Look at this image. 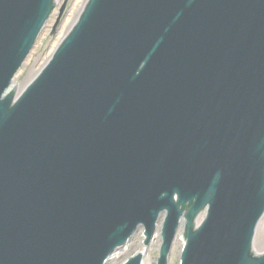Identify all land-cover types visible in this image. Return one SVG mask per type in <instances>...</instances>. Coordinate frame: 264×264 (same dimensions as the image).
<instances>
[{
  "label": "water",
  "instance_id": "95a60500",
  "mask_svg": "<svg viewBox=\"0 0 264 264\" xmlns=\"http://www.w3.org/2000/svg\"><path fill=\"white\" fill-rule=\"evenodd\" d=\"M54 4L0 0V264H102L120 219L164 207L170 237L188 216L184 264H264L246 217L264 198V0H88L3 97Z\"/></svg>",
  "mask_w": 264,
  "mask_h": 264
},
{
  "label": "rangeland",
  "instance_id": "374dc122",
  "mask_svg": "<svg viewBox=\"0 0 264 264\" xmlns=\"http://www.w3.org/2000/svg\"><path fill=\"white\" fill-rule=\"evenodd\" d=\"M63 1V0H59ZM85 0H70L69 2V11L66 15V19L63 24V28L67 25L71 18H74V21L78 17ZM73 21V22H74ZM72 22V23H73ZM56 35L51 33V26H48L47 30L42 33L40 36L37 44L31 51L27 61L24 63L22 69L18 73L15 78L16 85H26L34 76L40 71V69L44 66L46 61L48 60L50 54L48 49L51 47L52 43L55 41ZM142 238L143 235L138 233L134 236L132 241L128 243V245L119 250L118 257L121 256V259L124 257L129 256L133 252L137 250V248L143 247L142 245ZM155 240L150 244V246L146 249L148 250V255L146 256L147 264H156L157 262V251L151 250L152 246L154 245ZM182 243V240L179 239L175 242V250L171 251L169 264H180V255L181 253L176 250V246ZM256 249L259 251L264 250V218L262 219L261 223L259 224L256 241H255ZM120 260V259H119Z\"/></svg>",
  "mask_w": 264,
  "mask_h": 264
},
{
  "label": "bare ground",
  "instance_id": "6f19581e",
  "mask_svg": "<svg viewBox=\"0 0 264 264\" xmlns=\"http://www.w3.org/2000/svg\"><path fill=\"white\" fill-rule=\"evenodd\" d=\"M74 21V18H71L70 20H69V22L67 23V25L62 29V27L60 28V31L58 32V34H57V36H56V39H55V41L52 43V45H51V47H50V49H49V51L48 52H51L52 53V51L54 50V48L58 45V43L60 42V40L63 38V36L66 34V32H67V30L69 29V27L72 25V22ZM158 229H160V228H158ZM181 233H182V226H181V229L179 228V232L177 233V235H178V238H179V236L181 235ZM160 236H159V233H157V235H156V241H157V244H156V241H155V243H154V245L152 246V250H157V249H159V247H160V245H161V240H160V238H159ZM178 238L177 239H175V241H178ZM181 246H183V244H179L178 246H177V248H176V250L178 251H180V248H181ZM174 249H175V247H174ZM145 253H146V251H145ZM120 260L119 259H117V254H115V255H113L111 258H110V260L107 262V264H116L117 262H119ZM144 264H145V262H144Z\"/></svg>",
  "mask_w": 264,
  "mask_h": 264
}]
</instances>
